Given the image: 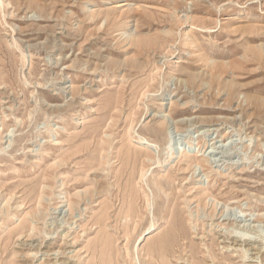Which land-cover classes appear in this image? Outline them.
Masks as SVG:
<instances>
[{
    "label": "rangeland",
    "instance_id": "obj_1",
    "mask_svg": "<svg viewBox=\"0 0 264 264\" xmlns=\"http://www.w3.org/2000/svg\"><path fill=\"white\" fill-rule=\"evenodd\" d=\"M261 46L264 0H0V264H264Z\"/></svg>",
    "mask_w": 264,
    "mask_h": 264
},
{
    "label": "bare ground",
    "instance_id": "obj_2",
    "mask_svg": "<svg viewBox=\"0 0 264 264\" xmlns=\"http://www.w3.org/2000/svg\"><path fill=\"white\" fill-rule=\"evenodd\" d=\"M264 50V46H261L260 48L258 47V50L260 51V50ZM261 52V51H260ZM189 79L190 80H194L195 79V76H189ZM63 92V91H62ZM182 122V121H181ZM239 230V229H238ZM241 230V229H240ZM242 231V230H241ZM239 233V232H238ZM241 234V233H240ZM245 235V234H244ZM238 236V235H237ZM240 236H242V235H240ZM242 238H243V236H242ZM244 238H246V237H244ZM240 241H242V243L244 244V245H247V242H248V240L247 239H242L241 240V238L240 239H238V238H233V241H232V243H235L234 245H237ZM253 241V240H252ZM238 242V243H237ZM251 242V241H250ZM256 244V243H255ZM257 245V244H256ZM238 246V245H237ZM241 246V245H240ZM248 246H249V243H248ZM251 247V249L252 250H254L255 251V254L256 255H258V254H260L261 253V251H262V248H261V245H260V247H255V246H253V245H250ZM259 246V245H258ZM229 247V246H228ZM231 247V246H230ZM262 247H263V245H262ZM245 248V247H244ZM244 248H242V249H244ZM248 249V248H247ZM250 249V250H251ZM245 250V249H244ZM252 252V251H251ZM245 253V252H244ZM247 254H248V252H247ZM246 258H247V255H246ZM259 258V257H258ZM257 258V259H258ZM245 259V258H244ZM249 259H250V257H249ZM254 259H256V256H255V258ZM259 260V259H258ZM249 261V260H248ZM251 261H253V260H251ZM255 261V260H254ZM260 261V260H259ZM259 261H258V263H259ZM60 261H58V263H59ZM261 262H262V260H261ZM261 262L259 263V264H261ZM56 264H57V262H56ZM60 264H66V262L64 261V262H61Z\"/></svg>",
    "mask_w": 264,
    "mask_h": 264
}]
</instances>
